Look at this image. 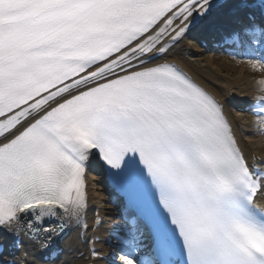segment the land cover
<instances>
[{"label": "bare ground", "instance_id": "6f19581e", "mask_svg": "<svg viewBox=\"0 0 264 264\" xmlns=\"http://www.w3.org/2000/svg\"><path fill=\"white\" fill-rule=\"evenodd\" d=\"M212 4L217 5L214 12L197 22L195 16L198 12ZM240 4L239 0H188L150 32L149 36L156 37L160 42L149 53L142 54L144 44L140 43L135 49L122 51L89 69L77 81L64 87L55 98L41 106L33 105L27 111L30 115L12 132L0 138V146L14 139L51 108L89 88L139 69L173 64L218 104L242 161L251 169L258 167L264 170V116L253 115L256 101L261 97L264 101V94L261 93L264 88V45L256 37L249 39L247 45L253 48L254 59L232 57L228 53L215 51L220 48V45H215L221 43L214 36L222 24L218 19L238 11ZM176 35L178 37L173 38ZM164 46L168 48L163 52L161 48ZM141 62L145 64L139 65ZM166 184L171 185L169 181ZM77 204L70 213L67 233L56 240V247L50 251L42 248L41 241L28 239L24 234L20 235V250H15L14 237L19 236L15 227L19 226L12 217L0 218V245L4 246L0 264L6 260H13L15 264H110V254L116 252L108 246L120 245L114 237V226L126 213H130L131 204L96 154L91 153L87 159L82 197ZM254 205L264 213V189ZM133 232L134 241L143 236L142 239L147 241L143 243L148 250L139 254L140 262L151 264V245L145 238L146 227L138 223ZM98 238L100 242H97ZM134 264H137V258Z\"/></svg>", "mask_w": 264, "mask_h": 264}, {"label": "rangeland", "instance_id": "374dc122", "mask_svg": "<svg viewBox=\"0 0 264 264\" xmlns=\"http://www.w3.org/2000/svg\"><path fill=\"white\" fill-rule=\"evenodd\" d=\"M215 50V49H214ZM222 51L224 53H228L230 56L234 57L233 55H236L237 57H242L244 59H251L250 57L252 56H248L247 54L244 53H238L236 51H232L231 49H227V48H219L217 51ZM256 52V51H255ZM252 55L255 56V53H253ZM117 230L115 231V236L121 240L122 242H124L125 244H129L130 242L133 241L131 240L132 238L130 237L129 232L126 231V229L122 228L121 224L116 225L115 227ZM122 229V230H120ZM123 234H127V235H123ZM136 245H138L137 247H141V243L139 241H137L136 243H134ZM112 251H115V255H110V264H132L133 260L130 256L129 253H125V252H121L118 250H114L112 247H109ZM130 248L134 249L132 246H130ZM139 250V248L137 249ZM137 250H135V252H137Z\"/></svg>", "mask_w": 264, "mask_h": 264}]
</instances>
